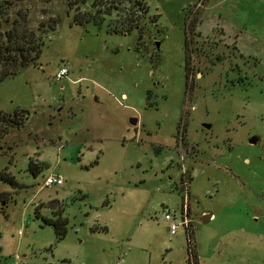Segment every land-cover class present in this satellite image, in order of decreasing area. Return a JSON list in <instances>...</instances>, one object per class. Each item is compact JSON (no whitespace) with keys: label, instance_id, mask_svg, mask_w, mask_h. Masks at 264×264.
<instances>
[{"label":"rangeland","instance_id":"obj_1","mask_svg":"<svg viewBox=\"0 0 264 264\" xmlns=\"http://www.w3.org/2000/svg\"><path fill=\"white\" fill-rule=\"evenodd\" d=\"M84 1L9 8L56 28L0 82V111L26 116L0 136V264H187L185 229L163 219L180 214L182 171L198 264H264V0Z\"/></svg>","mask_w":264,"mask_h":264},{"label":"trees","instance_id":"obj_2","mask_svg":"<svg viewBox=\"0 0 264 264\" xmlns=\"http://www.w3.org/2000/svg\"><path fill=\"white\" fill-rule=\"evenodd\" d=\"M45 2H50L51 0H44ZM128 2V0H116L120 4L122 2ZM21 2V0H0V82L8 77L13 76L17 71L29 64H35L38 59L42 48L44 47V39L46 35L52 33L56 28V20H49L47 23H40L36 29L31 27L28 15L25 10L19 9L13 16L9 13V8L15 4ZM84 0H67V8L70 10L73 6L83 5ZM138 3V1H135ZM107 3H105L106 5ZM91 8H97L96 0L92 3ZM105 10L111 11L116 10L112 5H106ZM99 12V11H98ZM97 13V12H96ZM102 15H108L105 11L101 13ZM97 15L94 13L93 18ZM197 18H191L187 24V31L185 33L184 40V71L186 78L192 73L193 65L191 64V53L193 49L191 44L193 42V36L200 37V34L195 33L194 29L196 26ZM89 21V19H86ZM73 23L76 25H82L83 19L78 20L76 16L73 17ZM129 29V28H128ZM218 60V59H217ZM26 116L24 111L16 110L12 114L4 113L0 111V124L3 125L0 136L5 135L11 128H20L23 126ZM30 168L33 166L30 162ZM41 165L36 167L38 172ZM1 180L9 183L10 185H15L13 179L6 175L5 172L1 173ZM36 216L38 214V208H36ZM45 224H54L56 235L61 238L65 231L63 227H58L56 222H52L44 218ZM187 238V253L189 257L186 260L187 264H198L196 256L191 252V232L186 236ZM192 259L194 260L192 262Z\"/></svg>","mask_w":264,"mask_h":264},{"label":"built area","instance_id":"obj_3","mask_svg":"<svg viewBox=\"0 0 264 264\" xmlns=\"http://www.w3.org/2000/svg\"><path fill=\"white\" fill-rule=\"evenodd\" d=\"M67 70L64 66L60 67L57 71L56 75L54 76L55 81H61L64 76H66ZM62 184V180L59 176H48L44 180V186L51 187V186H60ZM189 188H188V179L184 171H182V175L180 178V191L182 194V202L180 207V214L177 216L175 212L168 211L165 212L163 215L164 221H166L169 226L168 230L171 235H174L176 230L179 227L185 229L186 236L190 234L189 224L190 219L187 216L188 211V199H189Z\"/></svg>","mask_w":264,"mask_h":264},{"label":"crops","instance_id":"obj_4","mask_svg":"<svg viewBox=\"0 0 264 264\" xmlns=\"http://www.w3.org/2000/svg\"><path fill=\"white\" fill-rule=\"evenodd\" d=\"M199 16V15H198ZM206 15H201L200 18H197V23H196V30L197 32L200 34L201 37L205 38L207 36V34L210 32L209 30H207V32L202 31V25L205 21ZM237 20L234 21V26L229 25V35H231V37L236 38V43L237 44V40L242 37L243 35H241V33L239 34L238 31H240V29L242 28V26L244 25L242 22V18L240 19V23H236ZM248 22H250V20H248ZM226 23V22H225ZM224 36L226 35L225 32L223 31ZM205 217V216H204Z\"/></svg>","mask_w":264,"mask_h":264},{"label":"water","instance_id":"obj_5","mask_svg":"<svg viewBox=\"0 0 264 264\" xmlns=\"http://www.w3.org/2000/svg\"><path fill=\"white\" fill-rule=\"evenodd\" d=\"M134 123H135V120H133V121H132V124H134ZM206 127H207V126H206ZM254 141H255L254 139H250V140H249V143H250V144H253V143H254ZM209 217H210V215H208V216H205V217H204V220H208V219H209Z\"/></svg>","mask_w":264,"mask_h":264}]
</instances>
